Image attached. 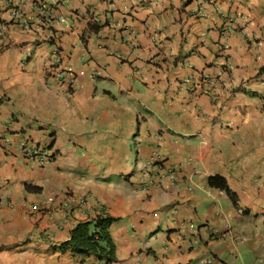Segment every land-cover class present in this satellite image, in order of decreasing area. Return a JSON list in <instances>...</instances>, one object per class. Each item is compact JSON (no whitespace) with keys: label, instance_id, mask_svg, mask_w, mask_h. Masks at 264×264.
I'll use <instances>...</instances> for the list:
<instances>
[{"label":"crops","instance_id":"1","mask_svg":"<svg viewBox=\"0 0 264 264\" xmlns=\"http://www.w3.org/2000/svg\"><path fill=\"white\" fill-rule=\"evenodd\" d=\"M0 43V264H106L101 213L109 264H264V0H0Z\"/></svg>","mask_w":264,"mask_h":264},{"label":"trees","instance_id":"2","mask_svg":"<svg viewBox=\"0 0 264 264\" xmlns=\"http://www.w3.org/2000/svg\"><path fill=\"white\" fill-rule=\"evenodd\" d=\"M116 219L108 214L79 223L71 232V245L78 253L95 256L99 261L109 264L116 260V244L110 228Z\"/></svg>","mask_w":264,"mask_h":264},{"label":"built area","instance_id":"3","mask_svg":"<svg viewBox=\"0 0 264 264\" xmlns=\"http://www.w3.org/2000/svg\"><path fill=\"white\" fill-rule=\"evenodd\" d=\"M234 18H229V20L232 22ZM1 45V43H0ZM54 58H55V62L53 64V67L59 65L61 63V55H60V51L56 50L54 53ZM58 67H55L54 71H55V75L57 76L58 79H60L61 81L66 80L67 78H74L71 75V70H65V71H58L57 69ZM207 81L209 80V77H206ZM211 82V84H214L213 80H209ZM194 88V87H193ZM22 148H23V152L25 157L28 160H31L33 162H35L36 164H38L41 167L46 166L47 164H49L51 161H53L55 159V153L52 152V150L45 148V147H41V146H31L29 145L26 141H23L22 143ZM159 159H161L160 156H158ZM151 164H153V162H151ZM85 200H81V203L84 204ZM196 226L191 223L190 224V229L193 230L195 229Z\"/></svg>","mask_w":264,"mask_h":264},{"label":"clouds","instance_id":"4","mask_svg":"<svg viewBox=\"0 0 264 264\" xmlns=\"http://www.w3.org/2000/svg\"><path fill=\"white\" fill-rule=\"evenodd\" d=\"M210 260H211V261H210ZM210 260L208 261L209 263L213 262V259H212V258H211Z\"/></svg>","mask_w":264,"mask_h":264}]
</instances>
